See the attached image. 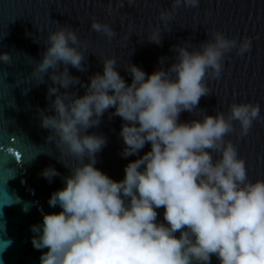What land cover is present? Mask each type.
I'll use <instances>...</instances> for the list:
<instances>
[{"label": "clouds", "instance_id": "9594fccd", "mask_svg": "<svg viewBox=\"0 0 264 264\" xmlns=\"http://www.w3.org/2000/svg\"><path fill=\"white\" fill-rule=\"evenodd\" d=\"M198 2L170 0L158 18L166 26L178 7L194 8ZM90 27L109 39L115 35L106 23L93 20ZM147 39L159 45V27ZM79 43L71 27L49 31L31 75L42 80L51 69L54 84L75 83L67 66L82 68ZM174 47L175 58L166 68L146 73L129 63L130 82L116 70V60L106 57L83 94L65 102L55 87L48 88L53 114L41 113L40 127L78 163L47 198L59 211L41 209V223L29 226L39 264H210L213 256L218 264H264V179L248 178L244 160L225 139L233 121L239 135L248 133L260 116L259 104L234 102L227 114L179 119L208 94L206 77H219L225 54L242 55L250 42L214 30L198 49ZM9 60L8 53H0V62ZM109 108L122 121L121 155L136 156L119 180L95 167L106 140L87 132ZM145 144L148 149L137 156ZM57 174L52 167L41 171L48 180ZM6 199L14 197L0 186V205ZM161 206L162 221L156 211Z\"/></svg>", "mask_w": 264, "mask_h": 264}, {"label": "water", "instance_id": "95a60500", "mask_svg": "<svg viewBox=\"0 0 264 264\" xmlns=\"http://www.w3.org/2000/svg\"><path fill=\"white\" fill-rule=\"evenodd\" d=\"M168 8L170 0H0V53L10 57L8 63L0 62V186L14 197L0 205L2 264H39L40 251L31 246L29 226L41 223V209L45 213L59 211L48 206L47 198L63 187L64 177L78 163L61 152L53 134L40 127L41 113L53 114V95L48 94V88L55 87L56 95L65 102L83 94L89 77L101 71V61L106 57L116 60V70L130 82L126 71L129 63L146 73L160 66L166 68L175 58L174 46L198 49L214 30L238 41L246 37L249 50L242 55L235 50L226 53L219 77H206L208 94L200 97L191 113L181 112L179 119L227 114L234 102L259 104L260 116L248 133L239 135V125L233 121V131L225 139L244 160L248 178L264 179V0H199L197 7H178L165 26L158 13ZM93 20L108 24L115 35L109 39L92 30ZM58 27H71L76 32L80 41L77 47L84 56L80 70L67 66L76 82L66 88L52 82L51 69L42 80L31 75L48 32ZM156 27L160 30L159 45L147 39ZM97 119L99 123L87 132L102 135L106 143L96 153L95 167L119 180L124 165L136 156L121 155L122 121L111 108ZM147 149L145 144L137 156ZM217 155L213 153L214 158ZM46 167L58 174L45 179L41 171ZM156 211L162 221L163 207ZM210 264H218L214 256Z\"/></svg>", "mask_w": 264, "mask_h": 264}]
</instances>
